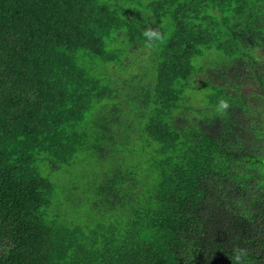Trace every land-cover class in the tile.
<instances>
[{"label": "trees", "instance_id": "1", "mask_svg": "<svg viewBox=\"0 0 264 264\" xmlns=\"http://www.w3.org/2000/svg\"><path fill=\"white\" fill-rule=\"evenodd\" d=\"M146 45L155 74L134 130L148 151L125 147L97 217L72 218L39 164L109 149L86 126L112 118L87 116ZM211 50L231 69L216 84ZM0 264H264V0H0Z\"/></svg>", "mask_w": 264, "mask_h": 264}, {"label": "rangeland", "instance_id": "2", "mask_svg": "<svg viewBox=\"0 0 264 264\" xmlns=\"http://www.w3.org/2000/svg\"><path fill=\"white\" fill-rule=\"evenodd\" d=\"M114 46L111 48L114 49ZM150 49L152 47L148 45L145 47L138 46L127 53V56L131 59L128 63L129 65L122 67L119 74H110L106 81L114 89L118 97H112L108 100V108L104 111L103 116L98 114L87 116V120L95 119L96 122L102 121L103 117L106 119L107 117L112 118L113 123L111 122L105 128H96L92 123L86 126V132L90 136H108L109 149L102 152L81 153L73 166L69 168L63 167L58 171L47 170L44 166L45 164H39L42 168V175L48 177L55 185V196L67 197L70 195L73 198V201L64 199L61 206L63 212L67 210L72 213V218L79 217L80 220L86 221L97 217L99 209L94 203L100 194L98 188L106 177L111 175L119 177V172L115 174L112 171L123 167L124 160L129 155L123 151L125 147L131 145L136 151L135 156L137 159L142 156L141 151H148L144 149L143 144L140 142L141 140L135 138L137 134L134 128H137L142 123V121L140 122V113H146L148 110L147 97L155 74V58L153 57L154 53ZM223 61L222 54L216 50L209 51L208 58L203 60L204 68L202 73H207L210 84H216L211 79L210 75L212 73L217 74L218 78L220 76L218 73L223 74L224 81L227 76H231L230 67L226 66L223 70H220L222 65H226ZM194 87L195 89L191 88L189 91L194 90L196 92V105L203 107L205 100L209 98L205 95L206 86L196 83ZM124 94L127 95L126 100L123 97ZM119 95L122 96L120 100L118 99ZM226 105L227 103L221 102V109H224ZM242 121L244 129L247 131L253 119L248 121L243 119ZM90 142H93V140ZM107 165L111 167L109 173H106ZM77 195L81 198H77ZM57 208L52 205L46 216L48 220H53L54 222L63 221V215H60ZM65 218L68 220V217Z\"/></svg>", "mask_w": 264, "mask_h": 264}]
</instances>
